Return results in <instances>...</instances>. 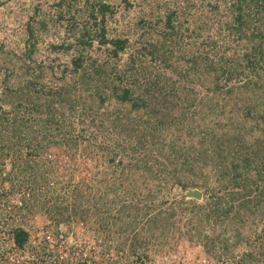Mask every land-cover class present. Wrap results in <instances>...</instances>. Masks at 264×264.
<instances>
[{"label": "trees", "instance_id": "16d2710c", "mask_svg": "<svg viewBox=\"0 0 264 264\" xmlns=\"http://www.w3.org/2000/svg\"><path fill=\"white\" fill-rule=\"evenodd\" d=\"M179 1L140 19L136 38L109 32L116 0H59L56 18L33 7L23 52L10 50L13 64H0V264H74L64 254L76 252L65 230L74 225L92 252L78 264H264V0ZM56 22L70 39L50 43L47 64L39 43ZM209 23L237 44L204 37ZM149 57L171 72L191 65L182 77L199 85L176 87L164 70L142 75ZM195 117L215 126L196 134ZM88 118L102 137L96 146L93 133H76L74 122ZM93 155L114 179L96 181ZM192 189L203 198L188 199ZM102 214L114 222L92 227ZM177 235L191 245L179 259L158 263L146 253L166 251ZM27 249L32 256L21 260Z\"/></svg>", "mask_w": 264, "mask_h": 264}, {"label": "rangeland", "instance_id": "374dc122", "mask_svg": "<svg viewBox=\"0 0 264 264\" xmlns=\"http://www.w3.org/2000/svg\"><path fill=\"white\" fill-rule=\"evenodd\" d=\"M58 1L59 0H0V45L5 46V48L0 51V64H13V61L11 59V54H10V50L16 51L17 53H22L24 46L23 44H21L23 42V38H25V27L26 24L29 20V17H31V13L33 12V7L37 6V5H41V9H40V14H44V15H50V14H54V16L57 14V11L59 10V8L57 7L58 5ZM130 3L133 4L132 8H126V3H124L121 0H116V2H118L119 6V13L117 15L116 18H114L113 20L110 21V24H108L109 27V32H116L117 34L121 33L122 31H130V33L134 36L133 38H136L137 32H136V23L142 19L143 17H151L149 14H154L156 15L158 12V5H162V6H166V7H175L177 6V4H173L174 1H179V0H128ZM198 1V0H197ZM82 2V0H81ZM122 2V3H120ZM180 5L184 4V0H181V2L179 1ZM81 6V3H80ZM82 12L81 13V18L83 17L84 19H87V12H86V8L85 6H82L79 8ZM201 12V11H199ZM194 14L192 15V22L194 21V19H196V17H200V14H197L198 12H193ZM210 15V13H208ZM57 16V15H56ZM55 16V18H56ZM68 16V15H67ZM150 19L155 20V17H151ZM204 21H200L198 22V24H203ZM61 23L63 22H56V29H52L50 30V32H48V34H44L41 36L42 39H40V43H39V48H40V52H39V59L40 60H45L46 63L48 64L50 62V59H54L55 54L53 52L50 51L49 46L51 45L50 43L53 42H60L62 40V38L66 39V41H69V37L67 36V28L65 26H60ZM65 23V22H64ZM188 24H186L184 27H187ZM223 28L220 25L219 26H215L213 25V23H209V26L206 27V30L204 32V37H207L206 35H210L211 38H213L214 40L217 41L218 45H223L222 47H228V45H230V47H234V45L237 44V41L234 40V37L228 35V31L223 32L222 34L219 35V30ZM210 33V34H208ZM68 37V38H67ZM132 38V39H133ZM156 39V37H155ZM133 42V40H131V43ZM132 46H134L132 44ZM131 46V47H132ZM134 51V49H132ZM132 50H129L127 52L126 55H129ZM231 52V51H229ZM74 55V52H70L69 55H65V57L61 58V63L63 64V61L65 60H70V57ZM12 61V62H11ZM146 62H144L142 65V67L140 68L141 71H143L144 73L142 75H146L147 77L150 76H157L158 71H163L164 69L159 67L158 62H154L156 65V67L153 65L154 63L151 62V58L149 57L148 60H145ZM59 62H57L58 64ZM191 65H187L186 63H180V64H175L174 68L176 67V71L175 72H171L168 70H164L167 74L168 77L171 78V83L175 82L176 83V87L178 86H186V87H197L199 85L198 81L196 80L195 82H190L189 80H186L184 77L185 74L188 73V69L190 68ZM124 68V67H123ZM191 72V71H190ZM189 72V73H190ZM47 73V72H46ZM182 75H181V74ZM245 74L242 76V78L240 80H237V82H233L234 87L237 89L239 87H244V83H246L247 81V77L246 76H250L251 72L246 69ZM195 74V73H194ZM47 75V82H49V78H50V74H46ZM191 76V78H193L194 76L193 73L189 74ZM62 84V82H61ZM20 85H18V81L13 80L12 83V87H17ZM153 88V87H150ZM241 88V89H242ZM240 89V90H241ZM247 89V88H246ZM143 90V89H142ZM238 90V89H237ZM0 92L3 93V90ZM141 94H143V91H140ZM5 94H3L4 96ZM150 94H147V96L145 97V99H149ZM148 101V100H146ZM236 101H233V103H235ZM239 102V101H238ZM243 108V107H242ZM214 120V119H213ZM212 119H207V120H202L200 119V117H195L194 118V123L193 126H198L196 128V134L199 133V130H207L206 125H209L211 127H213L212 125L215 126V122L214 124ZM245 120L244 116H239L235 121H237L238 123H243ZM75 121V120H74ZM78 119L74 122L75 123V127H76V133L77 134H83L84 137H90L92 136V133L97 137V140L92 142L93 145H97V143H101L102 142V137L99 135V132H97L92 125H90V119H83V122H77ZM218 122H222L225 123L224 119L220 118V120H218ZM212 124V125H211ZM219 125V123H218ZM254 125L253 122H250L247 127L248 129H250V127ZM249 131V130H248ZM256 131L257 130H251V135H249V137L246 138L247 141L249 142H253L254 137L256 135ZM171 134V133H170ZM200 134V133H199ZM223 135L222 131L219 132V130L217 131V136H221ZM197 137V135H196ZM81 142L82 140H84L85 138H80ZM194 139V137H193ZM196 139V140H195ZM194 141L197 142V138H195ZM84 145H88L87 142H83V145L81 144V148H84ZM90 151H94L96 150L95 147L93 146H89L88 148ZM94 157V162L93 164H95L94 166L96 167V172L99 173V175H96V181H101L102 179H104L105 176H107V178H111L114 179L115 175L111 172L109 173H104L105 170H110L109 165L105 164L101 167L99 162V157H96L93 155ZM73 169V168H72ZM75 171L74 176L77 175V171L75 169H73ZM209 171V170H208ZM207 171V172H208ZM109 176V177H108ZM106 178V177H105ZM199 190V189H198ZM170 191L172 193H178V188L176 187H172V189H170ZM201 191V190H199ZM202 192V191H201ZM85 196H88L87 200L92 201L94 194L91 196H89L88 194H86ZM110 199V198H109ZM108 199V200H109ZM104 213V212H103ZM260 214H262L261 212H259ZM110 217V216H109ZM106 217L104 214L101 215V217L95 221L92 222V227L99 229V227L101 228L102 225L105 226L107 221L109 222H114V221H110L111 217ZM258 226H261V223L259 222ZM250 227V226H248ZM76 226L74 225L73 228L71 227H67V229H65L67 231V233L69 234V236L71 237L69 242L71 244H77L75 247H77L76 252L74 253V255L69 251H67L64 254L68 255L69 261L70 263H74V264H78V262L83 263L84 260L90 256H92V252L90 251V248H85V247H80V245L78 244V240L75 239V237L73 236V231L75 230ZM247 230H249V228H247ZM5 232H1L0 233V238L2 240H5L7 238V234ZM94 236V234H92ZM104 235H106V233L104 232ZM82 236V235H81ZM92 236V237H93ZM179 235L176 236V239H172V241L165 246L166 251H162V252H158V247H156L155 245H152V249L147 250L146 253H149L152 257H156V262L158 263H163L165 261H169L170 259H179V257H181V255L184 253V249L187 248L190 249L191 245L190 243H188L186 241L187 238H180L178 237ZM74 237V238H72ZM115 237V236H114ZM7 241V240H6ZM158 245V243H155ZM190 246V247H189ZM195 248V247H194ZM1 249V247H0ZM193 251H198V248L192 249ZM83 251V252H82ZM178 251V253L176 252ZM38 251H36L37 253ZM33 251L31 249H27L25 250V253L21 254L19 253L17 256H20L21 260H25L28 259L32 256ZM82 254V255H81ZM172 255V256H171ZM52 261V260H51ZM171 261V260H170ZM169 261V262H170ZM40 264V263H38ZM43 264H48L47 262H44Z\"/></svg>", "mask_w": 264, "mask_h": 264}, {"label": "water", "instance_id": "95a60500", "mask_svg": "<svg viewBox=\"0 0 264 264\" xmlns=\"http://www.w3.org/2000/svg\"><path fill=\"white\" fill-rule=\"evenodd\" d=\"M188 199H198L201 200L203 198V194L201 191L197 189L189 190L186 194Z\"/></svg>", "mask_w": 264, "mask_h": 264}]
</instances>
